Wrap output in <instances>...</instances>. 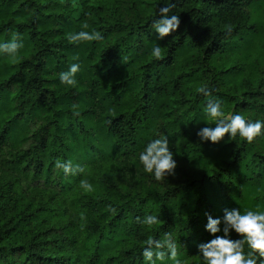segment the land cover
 <instances>
[{"label":"trees","instance_id":"16d2710c","mask_svg":"<svg viewBox=\"0 0 264 264\" xmlns=\"http://www.w3.org/2000/svg\"><path fill=\"white\" fill-rule=\"evenodd\" d=\"M258 2L0 0V44L18 34L21 45L15 59L0 52V264H145L144 241L166 232L186 264H202L207 215L264 211V130L252 144L197 136L215 127L209 99L264 122ZM171 4L180 26L161 39L151 25ZM81 30L103 39L70 43ZM72 64L77 84H62ZM161 136L177 167L157 182L139 154ZM57 159L84 171L66 176ZM146 215L163 223H137Z\"/></svg>","mask_w":264,"mask_h":264},{"label":"clouds","instance_id":"9594fccd","mask_svg":"<svg viewBox=\"0 0 264 264\" xmlns=\"http://www.w3.org/2000/svg\"><path fill=\"white\" fill-rule=\"evenodd\" d=\"M173 7H175L174 4L161 8L159 11L160 18L154 20L151 25L161 39L176 32L180 26L179 16L170 15ZM82 27L87 29L89 25L85 23ZM226 31L230 33L231 27L228 26ZM18 39V34H13L9 42L0 44V52L15 59L21 47L17 43ZM68 39L70 43L78 44L99 41L103 37L98 31L81 30L78 33L69 34ZM151 55L157 61L165 58L159 45L153 47ZM79 70V64H72L67 72L60 73L61 83L75 86L77 84L75 76ZM197 92L207 97L212 95L206 85L199 87ZM205 113L210 124H214L215 127H205L198 131L197 136L201 141L219 144L227 135L232 141L239 137L248 144H252L257 137L262 135V130H264V122L259 120L252 122L241 114H226L222 110L221 102L217 99L208 100ZM139 161L143 166V171L153 175L157 182H163L168 176L175 175L177 164L169 150V142L166 136L152 140L139 154ZM55 168L61 170L66 176L76 175L84 171L81 166L73 167L71 161L62 162L60 159L56 160ZM81 187L86 191H92L93 186L82 180ZM111 211L115 212L116 210L111 209ZM137 223L152 227L163 223V221L155 215H146L142 221L141 218L137 217ZM221 224H223L222 229ZM221 230L223 236L217 235ZM206 231L214 238L207 243L198 245V258L202 259V264H258V262L264 264V211L247 210L242 213L241 210L237 209H225L223 220L214 219L211 215H207ZM231 231H235L241 239H230ZM144 245L142 256L145 264H157L158 261H164L165 258L170 260L172 264H186V261L180 258L177 243L171 232L164 233L162 239L149 237L144 241Z\"/></svg>","mask_w":264,"mask_h":264},{"label":"rangeland","instance_id":"374dc122","mask_svg":"<svg viewBox=\"0 0 264 264\" xmlns=\"http://www.w3.org/2000/svg\"><path fill=\"white\" fill-rule=\"evenodd\" d=\"M257 5L252 7V20L254 25H264V0H260ZM223 65L222 67H228Z\"/></svg>","mask_w":264,"mask_h":264}]
</instances>
